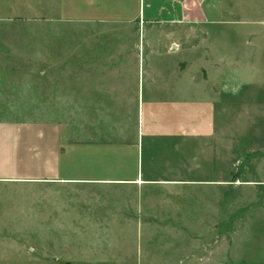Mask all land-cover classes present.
I'll return each instance as SVG.
<instances>
[{"label": "crops", "instance_id": "0c3cea01", "mask_svg": "<svg viewBox=\"0 0 264 264\" xmlns=\"http://www.w3.org/2000/svg\"><path fill=\"white\" fill-rule=\"evenodd\" d=\"M18 2L60 26L61 43L48 45L59 75L45 79V98L59 104L61 120L0 122V228L31 226L37 212L47 220L48 188L85 210L129 211L131 219L187 211L189 224L199 220L198 201L215 195L224 205L226 192L239 191L233 170L262 145L252 150L251 136L230 128L229 102L251 132L264 96L258 87L241 98L260 81L227 78V57L212 63L206 47L215 22L208 3L226 10L237 0ZM252 162L256 180L238 207L264 194V157ZM247 224L263 229L261 240L237 250L231 264H264V225Z\"/></svg>", "mask_w": 264, "mask_h": 264}, {"label": "rangeland", "instance_id": "374dc122", "mask_svg": "<svg viewBox=\"0 0 264 264\" xmlns=\"http://www.w3.org/2000/svg\"><path fill=\"white\" fill-rule=\"evenodd\" d=\"M237 4L233 9L229 4L225 10L220 4L208 3V14L215 21L206 26L212 34L206 46L213 58L209 61L223 55L228 61V67L222 65L227 78L245 75L260 81L254 89L242 88L241 98L253 95L249 92L258 87L257 95L264 96V0H237ZM226 12L229 16L223 15ZM45 16L42 8L28 10L18 0H0V122L61 120L59 104L45 98V79L59 75L58 66L48 65L52 59L48 45L61 43L60 26L48 25ZM203 58L204 51H199L196 59ZM230 102V128L238 136L249 134L252 150L258 144L262 147L259 152H248L246 158L244 154L236 165L231 182L239 191L226 192L224 205L215 195L198 201L199 220L192 224L183 220L187 211L131 219L135 213L129 211L82 209L77 197L61 196L60 189L48 188L47 220L40 219L44 214L37 212L31 226L14 223L0 228V264H231L237 250L257 247L254 244L261 240L263 229L247 223L257 220L264 225V194L260 190L256 200L249 195L244 208L237 201L247 198L250 188L246 184L256 180L253 159L264 157V117L256 118L250 132L242 127L247 117L238 114L236 100ZM69 197L76 202H69ZM259 246L264 250V243Z\"/></svg>", "mask_w": 264, "mask_h": 264}]
</instances>
